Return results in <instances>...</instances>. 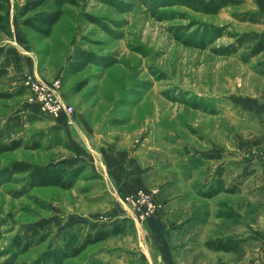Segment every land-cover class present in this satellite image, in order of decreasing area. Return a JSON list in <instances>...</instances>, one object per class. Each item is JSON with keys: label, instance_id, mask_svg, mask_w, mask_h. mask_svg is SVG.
Returning <instances> with one entry per match:
<instances>
[{"label": "rangeland", "instance_id": "rangeland-1", "mask_svg": "<svg viewBox=\"0 0 264 264\" xmlns=\"http://www.w3.org/2000/svg\"><path fill=\"white\" fill-rule=\"evenodd\" d=\"M27 1L3 0L8 32L0 31V142L20 146L0 154V264H131L142 226L122 195L114 196L100 161L88 156L175 161L255 135L264 50L249 55L252 42L241 36L262 31L264 15L254 9L256 0L215 12L194 0H72L44 37L21 24L18 12ZM54 7L47 0L38 10ZM251 14L256 23L241 20ZM81 50L90 53L83 65L75 56ZM27 76L60 79L62 98L74 107L70 123L26 102ZM13 162L79 174L70 188L30 187L27 172L8 171ZM115 223L121 233L77 255L58 261L44 255L70 234L83 239ZM28 226L46 233L45 240L18 245L16 236Z\"/></svg>", "mask_w": 264, "mask_h": 264}, {"label": "crops", "instance_id": "crops-1", "mask_svg": "<svg viewBox=\"0 0 264 264\" xmlns=\"http://www.w3.org/2000/svg\"><path fill=\"white\" fill-rule=\"evenodd\" d=\"M254 7L264 15V0ZM253 112L261 121L255 135L214 146L206 156H88L100 161L117 198L137 189L153 192L157 210L138 229L131 264H264V103ZM218 177L233 192L202 196ZM216 237L245 239L242 252L207 248Z\"/></svg>", "mask_w": 264, "mask_h": 264}, {"label": "trees", "instance_id": "trees-1", "mask_svg": "<svg viewBox=\"0 0 264 264\" xmlns=\"http://www.w3.org/2000/svg\"><path fill=\"white\" fill-rule=\"evenodd\" d=\"M72 0H54V9L51 10H38L40 7L46 5L47 0H28L23 4L18 12V17L22 18L21 24L31 28L34 32L41 36L47 37L51 34L52 27L60 20L62 16L61 6L64 3H70ZM203 9L210 12H215L221 7L228 4H237L241 0H194ZM4 5L3 0H0V31L7 33L8 28L5 21V15L3 14ZM33 12L32 15H27ZM242 21H250L256 23L257 20L254 14L249 17L241 18ZM242 38H247L251 40V48L249 55H255L264 50V28L260 32H247L244 33ZM242 38L239 40L241 41ZM1 55V53H0ZM77 61L84 64L83 60H87L90 56L85 50L76 52ZM74 56V57H75ZM75 67H80L75 64ZM3 95V94H0ZM20 146L18 140H13L11 143L0 142V154L6 151H11ZM8 171L12 172H27L28 183L30 187L35 186H58L61 188H70L73 185L74 180L79 174V169H65L58 168L54 166H30L21 162H13L9 167ZM232 193L233 188H224L222 180L218 177L214 184H211L205 191L202 192L204 197H212L220 192ZM123 231L122 225L120 223H115L110 229H96L93 232H88L83 239H79L75 234H70L69 238L64 237L63 245L52 250L47 251L44 255L46 259L52 261H58L59 259L65 258L68 253L71 255L79 254L86 246L107 239L112 235L119 234ZM46 233L39 232L36 228L28 226L25 232L21 235L16 236L18 245L24 243L29 246L32 243H40L45 240ZM34 237H37L34 240ZM32 240H34L32 242ZM245 239H234L232 237L226 238H213L205 242L207 248L215 251H225V252H242L241 249L242 242ZM236 259H242L237 257ZM216 264H228L221 260H218ZM246 264H256L254 260L248 261Z\"/></svg>", "mask_w": 264, "mask_h": 264}, {"label": "built area", "instance_id": "built-area-1", "mask_svg": "<svg viewBox=\"0 0 264 264\" xmlns=\"http://www.w3.org/2000/svg\"><path fill=\"white\" fill-rule=\"evenodd\" d=\"M26 88V102L38 113L51 118L69 117L74 111L72 104L61 95L60 79L45 81L40 78L27 76L22 81ZM121 203L128 209L129 215L136 225L141 226L146 219L157 210L153 200V192L146 189H137L134 192L119 197ZM104 219V218H102Z\"/></svg>", "mask_w": 264, "mask_h": 264}]
</instances>
